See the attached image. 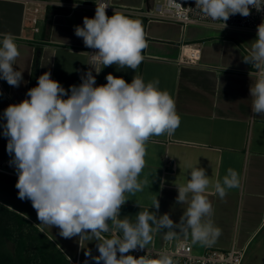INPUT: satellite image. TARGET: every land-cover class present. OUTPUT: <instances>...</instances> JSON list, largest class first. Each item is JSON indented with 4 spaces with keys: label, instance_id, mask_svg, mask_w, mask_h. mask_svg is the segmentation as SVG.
I'll use <instances>...</instances> for the list:
<instances>
[{
    "label": "clouds",
    "instance_id": "9594fccd",
    "mask_svg": "<svg viewBox=\"0 0 264 264\" xmlns=\"http://www.w3.org/2000/svg\"><path fill=\"white\" fill-rule=\"evenodd\" d=\"M95 4L94 17H84L83 26L74 29L85 47L95 50L87 53L90 67L81 75V83L65 89L46 71L27 91V98L10 104L0 117L9 164L18 177V198L31 202L37 225L58 228L63 238L94 240L99 252L91 257L95 264H174L168 252L153 255L149 251L154 234L166 241L183 234L190 236L192 244L214 246L222 229L213 219L209 195L223 200L229 190L240 186V176L228 168L222 178L213 180L204 168L193 166L190 179L176 184V202L186 205L179 223L168 213L157 214V196L135 220L121 218L128 196L143 191L147 183L140 176L149 141L174 135L181 117L175 99L160 88L158 78L145 81L134 75L129 83L109 73L105 84H96L93 70L97 75L109 66L135 71L148 42L140 20L116 10L109 17L108 0ZM253 8L264 11V0H195V9H189L221 22L224 29L230 16L248 17ZM20 56L16 37L0 33V79L13 87L23 81V71L14 67ZM242 60L254 69L250 72L255 75L249 86L251 111L262 116L264 22L257 26L256 38ZM137 249L148 251L137 258L130 254ZM85 255L91 256V250Z\"/></svg>",
    "mask_w": 264,
    "mask_h": 264
},
{
    "label": "crops",
    "instance_id": "0c3cea01",
    "mask_svg": "<svg viewBox=\"0 0 264 264\" xmlns=\"http://www.w3.org/2000/svg\"><path fill=\"white\" fill-rule=\"evenodd\" d=\"M45 11L40 17L38 31L29 21L34 3L26 0H0V33H12L21 56L14 66L23 71V81L13 87L0 79V117L10 104L27 98L33 75L37 79L46 71L68 89L79 85L81 75L89 70L88 50L82 38L75 35V26H83V18H93L98 0H44ZM155 0H110L116 11L142 22L148 47L144 60L135 70L104 68L97 85L105 84L107 74L123 77L131 82L134 75L145 81L158 78L160 88L167 90L176 101L181 117L179 127L171 137H154L147 145L146 167L140 179L147 181L144 190L129 195L121 208L124 216L135 220L136 214L151 205L157 196L160 203L158 215L170 214L179 223L183 207L176 202V184L190 179L191 167L206 170L215 180L222 178L228 168L240 176V186L228 191L221 200L209 195L214 207L213 219L222 229V235L213 248L245 250L243 264H264V115L251 111L249 86L254 81V69L243 62L256 38V31L224 28L209 24H190L151 19L143 12ZM62 6H57L59 4ZM114 12L110 13L109 17ZM200 50V58L194 64L182 62L186 46ZM39 54L38 68L33 74L35 57ZM250 73V74H249ZM4 121L0 119V123ZM0 128V177L5 184L18 177L11 157L6 151L7 139ZM0 203L15 210L36 225L33 212L20 208L0 198ZM140 205V207L137 205ZM156 211L155 209H150ZM69 256L59 242L64 243L56 228L55 238L42 225H37ZM179 231V229H177ZM176 240L192 244L190 236L179 234ZM161 234H154L149 247L164 244ZM83 241L78 242L80 253ZM196 252L209 247L192 244ZM77 257L78 258V254ZM80 262V261H79Z\"/></svg>",
    "mask_w": 264,
    "mask_h": 264
},
{
    "label": "built area",
    "instance_id": "2783aa9c",
    "mask_svg": "<svg viewBox=\"0 0 264 264\" xmlns=\"http://www.w3.org/2000/svg\"><path fill=\"white\" fill-rule=\"evenodd\" d=\"M26 1L27 3H34V6L30 8L31 15L29 21L33 25V29L38 31L40 17L45 11L47 2L44 0ZM108 2L111 5L106 9V13L109 16L110 13L117 9L111 4L110 0ZM189 8L195 9V0H155L153 5L143 13L151 19L176 22L184 26L190 24H209L222 27L221 22L204 19L195 10H190ZM262 22H264V11L257 12L253 8L248 17H243L239 14L230 16L226 22V28L253 30L257 32V26ZM93 51L95 50L89 49L88 53ZM199 58L200 50L197 47L193 45L186 46L182 58L183 63L194 64ZM99 74L97 75L93 70V75L96 76V79ZM147 251L148 249H137L130 254L138 258L139 256L145 255ZM149 251L153 252V255L161 251L168 252L172 256L174 264H243L245 256V250L238 247H232L230 249L209 247L203 252H196L192 244L176 239L172 241L165 240L161 247L151 246L149 247Z\"/></svg>",
    "mask_w": 264,
    "mask_h": 264
},
{
    "label": "trees",
    "instance_id": "16d2710c",
    "mask_svg": "<svg viewBox=\"0 0 264 264\" xmlns=\"http://www.w3.org/2000/svg\"><path fill=\"white\" fill-rule=\"evenodd\" d=\"M35 57L34 71L38 68ZM36 86L33 75L31 87ZM4 247L8 250L4 252ZM0 264H72L67 254L30 219L0 203Z\"/></svg>",
    "mask_w": 264,
    "mask_h": 264
},
{
    "label": "rangeland",
    "instance_id": "374dc122",
    "mask_svg": "<svg viewBox=\"0 0 264 264\" xmlns=\"http://www.w3.org/2000/svg\"><path fill=\"white\" fill-rule=\"evenodd\" d=\"M15 184H16L15 181H12V183L4 185L1 182V177H0V198L10 203L13 206L20 208L21 210H25L24 212H33V207L30 201L28 200L22 201L18 198V190L15 188ZM34 212H35V215L37 216L35 209H34ZM44 228L48 230V232H50V234H52L55 238H57L54 235L55 234L54 230L56 228L50 229L46 226H44ZM63 239H64V243H62L61 241L59 242L65 248V251L69 254V256L74 258V262L72 261L71 263L72 264L77 263L78 258L76 259V257H77V253H79L78 252L79 238L72 237V238H63ZM83 242L84 243L81 245V248H80L79 264H95V261L91 257L99 255V252L96 248V242L94 240L93 241L83 240ZM6 249L8 250V247H4L3 251L5 252ZM86 250H91V256L85 255Z\"/></svg>",
    "mask_w": 264,
    "mask_h": 264
},
{
    "label": "water",
    "instance_id": "95a60500",
    "mask_svg": "<svg viewBox=\"0 0 264 264\" xmlns=\"http://www.w3.org/2000/svg\"><path fill=\"white\" fill-rule=\"evenodd\" d=\"M79 255H80V253L78 254V259H77V263H79V258H80V256H79Z\"/></svg>",
    "mask_w": 264,
    "mask_h": 264
},
{
    "label": "bare ground",
    "instance_id": "6f19581e",
    "mask_svg": "<svg viewBox=\"0 0 264 264\" xmlns=\"http://www.w3.org/2000/svg\"><path fill=\"white\" fill-rule=\"evenodd\" d=\"M80 260V259H79Z\"/></svg>",
    "mask_w": 264,
    "mask_h": 264
}]
</instances>
